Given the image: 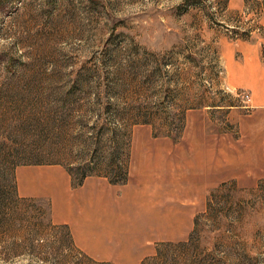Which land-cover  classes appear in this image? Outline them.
Returning <instances> with one entry per match:
<instances>
[{
    "label": "rangeland",
    "instance_id": "rangeland-1",
    "mask_svg": "<svg viewBox=\"0 0 264 264\" xmlns=\"http://www.w3.org/2000/svg\"><path fill=\"white\" fill-rule=\"evenodd\" d=\"M245 46L264 64V0H0V264H264V111L228 86ZM106 121L125 184L11 169Z\"/></svg>",
    "mask_w": 264,
    "mask_h": 264
},
{
    "label": "trees",
    "instance_id": "trees-1",
    "mask_svg": "<svg viewBox=\"0 0 264 264\" xmlns=\"http://www.w3.org/2000/svg\"><path fill=\"white\" fill-rule=\"evenodd\" d=\"M79 100L99 108L114 106L112 100L101 95H95L92 100L87 96ZM106 122L98 130L96 125L91 133L78 132L76 140L68 144L37 146L36 152L44 155L26 157L24 151L18 152L16 154L24 155L14 157L11 169L24 165H63L68 168L73 188L81 186L92 176L105 177L111 185H123L129 174L130 138L124 124L113 127L111 122ZM97 153H100L99 157ZM100 168L105 170L104 173H98Z\"/></svg>",
    "mask_w": 264,
    "mask_h": 264
},
{
    "label": "crops",
    "instance_id": "crops-1",
    "mask_svg": "<svg viewBox=\"0 0 264 264\" xmlns=\"http://www.w3.org/2000/svg\"><path fill=\"white\" fill-rule=\"evenodd\" d=\"M241 55L242 63H234L230 57L228 59V86L249 92L253 106L264 111V64L258 59L260 47L245 46Z\"/></svg>",
    "mask_w": 264,
    "mask_h": 264
},
{
    "label": "built area",
    "instance_id": "built-area-1",
    "mask_svg": "<svg viewBox=\"0 0 264 264\" xmlns=\"http://www.w3.org/2000/svg\"><path fill=\"white\" fill-rule=\"evenodd\" d=\"M248 97H246V99H247Z\"/></svg>",
    "mask_w": 264,
    "mask_h": 264
}]
</instances>
